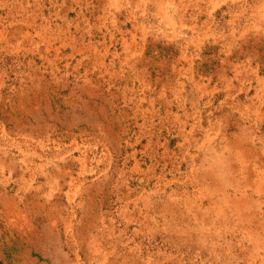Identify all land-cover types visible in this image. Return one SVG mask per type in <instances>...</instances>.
<instances>
[{"label":"rangeland","instance_id":"obj_1","mask_svg":"<svg viewBox=\"0 0 264 264\" xmlns=\"http://www.w3.org/2000/svg\"><path fill=\"white\" fill-rule=\"evenodd\" d=\"M0 264H264V0H0Z\"/></svg>","mask_w":264,"mask_h":264}]
</instances>
